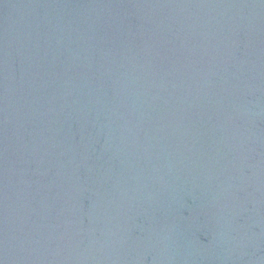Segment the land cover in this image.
Instances as JSON below:
<instances>
[{
    "label": "water",
    "instance_id": "95a60500",
    "mask_svg": "<svg viewBox=\"0 0 264 264\" xmlns=\"http://www.w3.org/2000/svg\"><path fill=\"white\" fill-rule=\"evenodd\" d=\"M0 264H264V0H0Z\"/></svg>",
    "mask_w": 264,
    "mask_h": 264
}]
</instances>
